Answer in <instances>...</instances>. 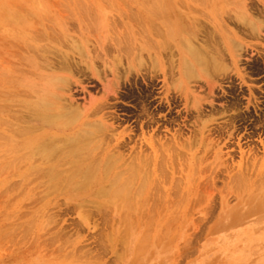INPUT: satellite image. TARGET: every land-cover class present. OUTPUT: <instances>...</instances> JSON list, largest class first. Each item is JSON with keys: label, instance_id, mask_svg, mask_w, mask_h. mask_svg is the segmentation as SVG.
<instances>
[{"label": "rangeland", "instance_id": "obj_1", "mask_svg": "<svg viewBox=\"0 0 264 264\" xmlns=\"http://www.w3.org/2000/svg\"><path fill=\"white\" fill-rule=\"evenodd\" d=\"M0 264H264V0H0Z\"/></svg>", "mask_w": 264, "mask_h": 264}, {"label": "bare ground", "instance_id": "obj_2", "mask_svg": "<svg viewBox=\"0 0 264 264\" xmlns=\"http://www.w3.org/2000/svg\"><path fill=\"white\" fill-rule=\"evenodd\" d=\"M89 13H92V12H89ZM244 13H242L243 15L239 14L238 20L242 23H247V24L251 25L255 29L260 30L261 27L259 25H257L256 23H254L250 19V16H245ZM239 17H240V19H239ZM90 18H91V16H90ZM164 25H165V23H164ZM168 31H169V29H168ZM261 31L262 30H260V32ZM170 33H171V31H170ZM228 44H229V47L231 48L232 44L230 42ZM125 47H126V45H125ZM213 49H214V51H212L210 55L205 56L202 53H200L199 51H197L195 49L194 50L191 49L190 46L187 47V64H186L187 70L185 73V76L187 77V79L194 78L195 75L205 76V75H207L206 72H208L210 69H214L215 72H220L224 69L223 68V66H224L223 62L225 61V56L219 50V48L216 47ZM230 55L232 58L235 57L234 50L233 51L231 50ZM225 64H227V63H225ZM109 93H110V91H109ZM41 99H42L41 105H39L40 111L41 112H44V111L56 112L55 118L51 119V120H52V123L58 129L63 130V129L69 128L73 124V122L77 119V117L75 115L69 116V115L64 114L61 106H59L58 101L56 100V98L54 96V93H52L51 91L46 90L44 97ZM88 137L87 138H84L82 136L77 137V139L75 141H76V144H78V146L80 148L72 150L71 154L74 157H76V162H77V168L75 170L76 176H81V178L84 179V183H87V181H88L90 183L97 185V184L103 182L104 179L108 178V176L110 175V173L112 171V165L110 163H107L105 165L102 164V166H101L100 163L98 161H96L95 158L90 157V156H92L91 152L93 151V148L91 149V147L89 146V144H90L89 139L90 138H88ZM89 154H90V156H89ZM87 162H90V163H87ZM128 181L123 186H121L118 182L113 186V188H111V190L113 189L112 191L111 190L100 191L99 194H104V195H108L111 197L124 198L125 200L129 201V199L131 198L130 194H131L132 190L130 187L131 182L129 184ZM240 183H242V182H240ZM138 193L139 192H136V194H138ZM134 199H135V197H134Z\"/></svg>", "mask_w": 264, "mask_h": 264}]
</instances>
